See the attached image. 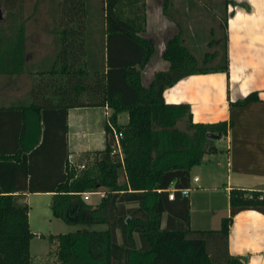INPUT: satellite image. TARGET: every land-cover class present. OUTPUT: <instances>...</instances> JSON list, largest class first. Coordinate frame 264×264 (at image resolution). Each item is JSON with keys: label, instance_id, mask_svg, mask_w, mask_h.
Listing matches in <instances>:
<instances>
[{"label": "trees", "instance_id": "1", "mask_svg": "<svg viewBox=\"0 0 264 264\" xmlns=\"http://www.w3.org/2000/svg\"><path fill=\"white\" fill-rule=\"evenodd\" d=\"M169 1L162 0L165 10ZM59 10L58 60L32 89L41 94L39 103L0 106V116L6 113L13 119L10 124L0 121V264H245L244 258L228 251L229 226L241 210L264 213L263 190L232 187L229 215L222 217L216 229H192L188 197L176 190L170 199L164 190L171 184L190 185L191 167L201 163L205 153L218 150L214 139L226 133L229 123L194 122L190 105L165 101L163 90L189 73L226 71V36L217 65L207 62L219 49L205 54L204 63L198 64L183 37L171 36L162 51L169 67L155 71L145 85L142 69L155 51L153 40L140 33L146 29L145 18L108 16L103 41L96 43L87 33L86 0H60ZM14 37L16 48L5 54L0 47V59L15 58L19 64L0 65V73L19 70L23 62V36ZM4 42L10 45V37ZM256 98V93H250L234 103ZM85 105L112 109L110 121L123 133L122 159L111 153L113 135L105 123V145L93 150L94 162L69 160L68 109ZM26 108L38 111L41 122L28 144L23 143ZM122 111L128 113L126 123L117 122ZM183 117L181 128L178 122ZM99 188L103 193L96 204L83 198V192ZM43 191L52 192L54 216L106 227L51 233L56 246L46 255L54 257L43 255L34 262L29 248L33 237L29 204L22 198L27 192Z\"/></svg>", "mask_w": 264, "mask_h": 264}, {"label": "crops", "instance_id": "2", "mask_svg": "<svg viewBox=\"0 0 264 264\" xmlns=\"http://www.w3.org/2000/svg\"><path fill=\"white\" fill-rule=\"evenodd\" d=\"M59 2L0 0L1 50L6 54L12 47L16 48L14 36H23L24 40L20 69L0 73V106L28 105L33 101L39 103L41 94H34L32 89L47 77V70L57 62L61 47L59 19L62 13ZM86 2L90 20L87 33L96 37L100 35L101 42L108 16L134 20L145 18L146 29L140 33L153 40L155 51L142 69V82L145 74L151 80L155 71L169 67V61L162 56V51L171 36L180 34L186 44L189 41L187 35L191 40L196 34L194 25L202 14L210 11L212 19L222 14L223 31L219 42L216 38L215 43H219L221 53L226 36L228 69L189 73L163 90L165 101L190 105L194 122L226 120L229 123L226 133L214 139L213 143L218 148L214 156L210 153L206 158L208 153H205L202 162L191 167L190 189L186 194L190 206V227L218 228L222 217L229 215V190L232 187L264 191V0H170L166 10L162 0ZM6 36L10 37V45L4 42ZM213 40H209L208 44ZM213 51L207 52V56ZM214 58L210 56L209 60ZM18 64L15 58L0 59L3 66L15 67ZM250 93H256L257 98L244 104L234 103ZM98 107L104 115L103 123H99V144H95L97 138L88 137L89 128L84 126L87 121L84 118L88 115L81 116V113L89 112L88 105L69 107L67 147L72 156L80 150L104 147L106 114L110 115L112 109L107 105ZM123 112L126 121L121 122ZM38 113L32 108L24 109L27 129L24 144L32 141L41 125ZM1 115L2 123L13 122L9 114ZM127 120V111L118 114L117 122L126 123ZM198 166L202 167L200 175L197 168L194 170ZM42 193L50 195L52 201L50 191L27 192L22 200L28 203L30 195ZM93 194L96 192L91 193L89 198ZM165 218L166 214L163 215L162 226ZM28 221L30 227V205ZM227 246L229 253L244 258L245 264H264V213L255 209L237 212L229 226Z\"/></svg>", "mask_w": 264, "mask_h": 264}, {"label": "rangeland", "instance_id": "3", "mask_svg": "<svg viewBox=\"0 0 264 264\" xmlns=\"http://www.w3.org/2000/svg\"><path fill=\"white\" fill-rule=\"evenodd\" d=\"M211 5V4H209ZM208 5V6H209ZM209 10H210V6H209ZM211 13L209 11L202 14V16H200V19L196 20L195 22V33L191 40L190 37L187 35L189 41L186 43V45L188 46V48L197 56L198 58V64H203L204 62H202V57L206 54L208 55L213 49H220L219 48V43H215L212 46L208 44V41L211 39H219L221 38V30L223 31L222 27H223V16L222 14L219 15V17H215V19L211 18ZM89 31V30H88ZM186 32V30H184ZM90 39H94L93 41L98 40V42L100 41V35H98V37L96 36H91ZM213 43V42H211ZM210 43V44H211ZM91 44V42H90ZM209 63L207 62V64L209 65H217L221 63V54L219 53L214 59L209 60ZM150 80V77L148 74H145L143 77V83L147 84ZM27 84V82L25 83V85ZM24 86V85H23ZM88 110L89 112L86 113H81V116H87L85 121L84 126L88 127V137H90V139H94L97 138V141L95 142V144H99V136L101 134V129L99 127V123H103V118L104 115L101 111V109L96 106V105H88ZM86 114V115H85ZM125 113H121V118L119 121L124 122L126 121V115H124ZM99 119V121H98ZM84 121V120H82ZM178 125L181 128H184L185 126V118L183 117L179 122ZM82 127V124H81ZM79 131H81V129H78ZM103 143V142H102ZM100 142V144H102ZM95 149H86V150H80L77 153H75L72 156L73 161H75L76 163H86L87 164H92L94 162L95 159V152L93 151ZM209 154L206 155V158L209 157ZM214 156V153H213ZM212 157V156H211ZM207 160V159H206ZM198 165V164H196ZM195 168H197V173L200 175L202 172V167H194V170H196ZM122 179V176L120 177V180ZM101 190H98L96 192V194H93L92 196H90L89 199H87V202H90L92 204H96L99 200L100 197L102 195V188H99ZM83 195V194H82ZM91 195V193H90ZM84 196V195H83ZM84 198V197H83ZM29 205L31 206V222H30V230L33 231V237L31 238V256L33 258L34 262H38L41 260V257L43 255L47 256L46 253H48L49 251L52 252L53 247H55L56 245L53 244V242L50 240L49 235L52 234H56V233H64V232H68V231H73L76 229H79L81 227H88L91 229H101V228H105L106 224L104 223H93V224H80V223H71V222H67L64 219L60 218V217H56L53 215L52 210L50 208V204H51V196L47 195V194H32L29 196ZM47 210V211H46ZM37 232L39 233H43L41 234H37ZM118 236L120 239V235L118 232ZM135 237L137 239V235L135 234ZM30 248V246H29ZM45 253V254H44ZM50 257V259H52L54 256H47L46 258ZM52 263V262H51Z\"/></svg>", "mask_w": 264, "mask_h": 264}, {"label": "built area", "instance_id": "4", "mask_svg": "<svg viewBox=\"0 0 264 264\" xmlns=\"http://www.w3.org/2000/svg\"><path fill=\"white\" fill-rule=\"evenodd\" d=\"M110 115L106 114V123L110 126L112 135H113V141L111 143V153L117 154L121 159L123 157V152H122V143H121V138L123 136V133L121 130H118L115 125L110 121L109 118ZM69 160H72V155H69ZM190 189V186L182 187V188H176L174 185H170L168 188L164 190H168V197L170 199L174 198L175 196V191L179 190L181 194L186 195ZM162 189L159 188L157 191H161ZM97 192V191H86L83 192V197L85 200L89 198L90 193ZM40 234V233H38Z\"/></svg>", "mask_w": 264, "mask_h": 264}, {"label": "water", "instance_id": "5", "mask_svg": "<svg viewBox=\"0 0 264 264\" xmlns=\"http://www.w3.org/2000/svg\"><path fill=\"white\" fill-rule=\"evenodd\" d=\"M208 135H211V134H208ZM212 135H215V134H212Z\"/></svg>", "mask_w": 264, "mask_h": 264}]
</instances>
